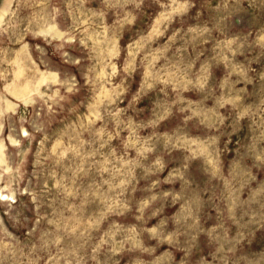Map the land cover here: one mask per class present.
<instances>
[{
	"label": "rangeland",
	"instance_id": "rangeland-1",
	"mask_svg": "<svg viewBox=\"0 0 264 264\" xmlns=\"http://www.w3.org/2000/svg\"><path fill=\"white\" fill-rule=\"evenodd\" d=\"M0 264H264V0H0Z\"/></svg>",
	"mask_w": 264,
	"mask_h": 264
}]
</instances>
